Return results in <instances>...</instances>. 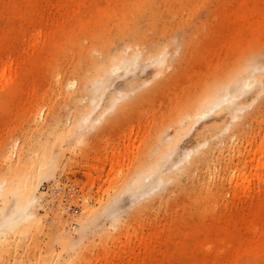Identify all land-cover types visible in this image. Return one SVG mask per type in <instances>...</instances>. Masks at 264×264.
<instances>
[{
  "label": "rangeland",
  "instance_id": "1",
  "mask_svg": "<svg viewBox=\"0 0 264 264\" xmlns=\"http://www.w3.org/2000/svg\"><path fill=\"white\" fill-rule=\"evenodd\" d=\"M130 46L170 63L119 70L97 96L96 64ZM253 67L235 142L230 109L190 129L216 82L252 79ZM119 89L125 104L101 129L77 121ZM44 155L54 165L40 220L0 243V264H51L54 252L65 264H264V0H0V182ZM148 174L163 184H144Z\"/></svg>",
  "mask_w": 264,
  "mask_h": 264
},
{
  "label": "bare ground",
  "instance_id": "2",
  "mask_svg": "<svg viewBox=\"0 0 264 264\" xmlns=\"http://www.w3.org/2000/svg\"><path fill=\"white\" fill-rule=\"evenodd\" d=\"M165 53H167V52H163V53L156 54V55L150 54L149 56H146L144 51L141 48H131V46H130L129 49L125 50L122 54H120V55L116 54L112 58V61L110 62L109 65L96 64L97 73H99V74L103 73L105 75V77L103 79L100 78L94 82V85H96L94 88L95 94L97 93V91H99V93H104L105 92L104 90H106V89H108V87L112 86L113 82L115 81L114 79H115L116 74L120 75L118 77L119 79H120L122 74H123L122 76H124V78H126L131 73L133 74L134 69L140 64L141 65L138 66V68L143 66L142 64L146 65L145 63H147V62H150L147 65H149V64L155 65L156 64V65H158V69H159V70H157V72L158 73L163 72L164 71L163 67L166 65H169V63H170L169 59H168V54H165ZM243 67L245 68V66L243 65V66H241V69H243ZM119 70H123V73L122 74L118 73ZM252 70H253V72L251 73L250 78L251 77H253V78L249 79V80L246 79L247 81H249L248 83L246 80L244 82L240 81L239 78H237V76L234 74L233 75L231 74L229 77L216 82L214 84L215 89L212 88L211 91L206 95V97H204L202 99L203 100L201 102L202 106H203L202 111L189 117V119L191 121L190 129H192V128L194 129V127L197 125V123L202 118L206 117V115L208 116V114H210V112L211 113L217 112L216 114H221L225 110L230 109V110H232L231 114H230L231 120L235 121V123H232L230 125V127H227L224 130L225 131L224 133L228 134L229 139L231 141L235 142V139L237 138V132L233 129V127L236 128V125L238 123H242L247 118L246 117L247 113L245 112L247 107L242 105L241 103H238V102L235 103V100L241 94V92L244 91L243 89L245 87L243 88L242 86L247 85V84L252 85L256 81H258L259 77L256 74H254V72H255L254 67ZM241 82L244 84H240ZM239 85H241V86H239ZM240 87H242L243 89L242 88L240 89ZM109 90H107L106 91L107 93H105L108 96H109V94H108ZM121 90L119 89V91H120L119 96L117 98L115 97L116 100L113 101V103L110 105L109 108H107V109L104 108L103 111H101V113L98 112V110L93 111L94 116H92V117H94V118H90L91 116H90L89 112H87V115H85V113H84V115H85L84 119L80 120L81 117H79L77 119V121L79 120L82 122V124H86V125L90 124L91 128H95V129L100 128L101 129L102 126H100V124L103 123L105 121V119L108 117V115L106 117L107 111L108 110H110V111L114 110L116 104L117 103L121 104V101L125 98V95H124V93L121 92ZM132 90H134V89H132ZM124 91H126V90H124ZM239 91H240V93H239ZM114 93H116L115 90H114ZM105 94H104V98H107V95L105 97ZM97 96H95V99L97 98ZM102 100H103V98H102ZM106 100H105V102H106ZM103 102H104V100L102 101V103ZM124 104H121V105L123 106ZM91 105H94V104H91ZM97 105H99V104H97ZM101 105L103 106V104H101ZM118 106H116V107L118 108ZM99 107H101V106H99ZM103 107H101V108H103ZM93 109L95 110V108H93ZM99 111H100V109H99ZM114 111H116V109ZM96 112L99 113L98 116L96 115V114H98ZM95 115H96V118H95ZM204 121H206V120H204ZM76 122H75V125L77 124ZM73 124H74V122H73ZM79 124H81V123H79ZM77 126L78 125H76V127ZM77 129H79V128L77 127ZM81 129H83L82 125H81ZM86 129H88V128H86ZM77 131H79V130H77ZM85 131H88V130H85ZM82 132H83V130L81 131V135L83 136L85 132H83V133ZM77 133H79V132H77ZM185 155L187 156V153H185ZM183 158H184V156H183ZM51 165H52V157L51 156H46V155L39 156L38 158L35 159V161L33 163H31L30 165L26 166L23 169H20L18 174L16 176H14L13 179H4L0 182V200L7 198V196H9V195L13 196V198H14V202H13L12 209L10 210V212L5 213V212H1V210H0V243L3 246H6L9 240H13L12 238L10 239V237L13 236L15 239H18L20 234H25L26 231H28L30 227H32L36 222H38L40 220V217L38 216V212L36 209V208H38L39 205L42 204L41 196L38 195L39 194L38 193L39 183L41 180H44L48 177V175L51 172L50 170L54 164L52 166ZM173 165L175 166L174 168H176L175 171H177V172H179L180 170H182L185 167L184 164H183L184 166L178 165L176 163H174ZM143 181H144V184H146V183L150 184V183H152V181L154 182L155 180L152 178V174H148L144 177ZM163 182H164V179L162 176H160L157 178L156 182H154V183H156V185H153V186L154 187L155 186L160 187V185H162ZM153 188L151 187V189H153ZM141 193H145V191L141 189L140 194H139L140 196H142ZM90 217H91V214L88 215V218H90ZM84 221H85L84 222L85 225H87V219H85ZM58 223H59V221H58ZM56 227H59V226L57 225ZM56 229H58V228H56ZM58 233H59V243L62 245V247L65 250H69L71 248V245H73L72 244L73 241H72L70 234L67 233L66 229H64L62 225H61V228L58 229ZM96 251H97V249H91L88 253L90 254V253H93ZM107 253L109 254V252H107ZM116 254H115V256H116ZM50 259H51V264H65L66 263L65 259H63L62 255H61V253H55L54 252L51 255Z\"/></svg>",
  "mask_w": 264,
  "mask_h": 264
},
{
  "label": "built area",
  "instance_id": "3",
  "mask_svg": "<svg viewBox=\"0 0 264 264\" xmlns=\"http://www.w3.org/2000/svg\"><path fill=\"white\" fill-rule=\"evenodd\" d=\"M71 194L66 195V197L63 198V204L65 208H68L70 211H73L75 209L74 203L71 201Z\"/></svg>",
  "mask_w": 264,
  "mask_h": 264
}]
</instances>
